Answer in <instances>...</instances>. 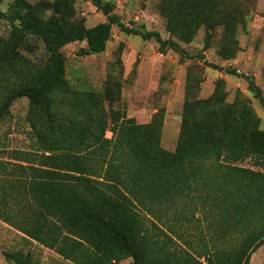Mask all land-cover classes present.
<instances>
[{"label":"trees","instance_id":"obj_1","mask_svg":"<svg viewBox=\"0 0 264 264\" xmlns=\"http://www.w3.org/2000/svg\"><path fill=\"white\" fill-rule=\"evenodd\" d=\"M87 1L106 22L74 21L73 0L0 11L13 32L0 42V122L27 99L35 140L34 153H20L24 164L0 160V221L72 264H250L264 246V131L248 100L226 102L224 83L209 99L188 97L176 149H164L163 111L138 124L114 108L119 83L102 94L72 89L62 49L85 42L79 57L101 55L118 27L186 53L158 32L127 27L110 3ZM160 12L171 38L189 44L204 28L209 48L221 29L222 58L237 56L248 19L239 1L161 0ZM29 38L43 44L42 64L21 53ZM247 81L264 109L261 89ZM247 160L257 169L239 166ZM3 256L40 264L30 252Z\"/></svg>","mask_w":264,"mask_h":264},{"label":"rangeland","instance_id":"obj_2","mask_svg":"<svg viewBox=\"0 0 264 264\" xmlns=\"http://www.w3.org/2000/svg\"><path fill=\"white\" fill-rule=\"evenodd\" d=\"M57 1L0 0V11L7 13L18 3L31 6L47 3L53 8ZM237 1L248 13V19L240 29L238 54L230 60L222 58L220 53L221 29L212 37L209 48H206L204 28L189 44L171 38L167 21L160 12L161 0H104L113 6L114 13L120 16L124 25L142 33L158 32L165 41L173 39L188 58L168 47L163 49L155 40L145 41L115 27L107 49L101 55L79 57L78 52L87 46L85 42L70 44L62 49L67 59L66 79L74 90L100 94L107 88L113 92L116 85L113 82L119 83L122 100L114 108L126 112L138 124L163 111L165 127L161 143L168 151L176 149L186 99H209L217 92L220 83L225 85L226 102L234 103L238 96L248 100L264 131V109L250 92L247 81V77L253 78L264 97V0ZM72 3L74 21H83L87 28L106 22L105 15L91 2L73 0ZM52 11H46V18L53 14ZM12 33L9 23L2 20L0 42L9 40ZM28 40L30 46L22 49L21 53L33 63L42 64L47 58L43 44L35 38ZM231 71L236 74H229ZM28 115L29 101L23 98L12 105L9 116L0 122L1 161L24 164L17 162L20 161V153L35 152ZM107 137L111 138L112 134L107 133ZM239 166L257 169L249 160L239 163ZM18 251L32 253L34 260L40 264H72L55 252L29 242L23 234L0 221V264H11L5 260L3 253ZM120 264H133V260L124 259ZM250 264H264V246L253 254Z\"/></svg>","mask_w":264,"mask_h":264},{"label":"crops","instance_id":"obj_3","mask_svg":"<svg viewBox=\"0 0 264 264\" xmlns=\"http://www.w3.org/2000/svg\"><path fill=\"white\" fill-rule=\"evenodd\" d=\"M137 118H138V120H139V117H137ZM151 118H152V115H151L150 118L148 117V119H146V120H144L143 122H141V124H149V123L151 122Z\"/></svg>","mask_w":264,"mask_h":264}]
</instances>
